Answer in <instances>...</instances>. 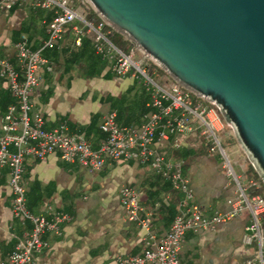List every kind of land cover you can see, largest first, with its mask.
Here are the masks:
<instances>
[{"label": "crops", "instance_id": "0c3cea01", "mask_svg": "<svg viewBox=\"0 0 264 264\" xmlns=\"http://www.w3.org/2000/svg\"><path fill=\"white\" fill-rule=\"evenodd\" d=\"M34 11L41 10L26 7L0 14V58L8 59L18 71L16 45L21 39L27 37L30 48L36 51L48 38L47 29L53 13L41 11L44 13L37 14ZM47 14L52 16L50 22L46 19ZM69 36L73 41L74 38ZM64 40L60 48L54 50L61 52L66 43ZM47 51L43 55L52 64L53 72L42 69L39 86L31 96L34 111L42 114L47 129L66 125L71 134L83 135L93 148H98L106 138L99 127L109 113H117L120 126L141 125L144 107L140 106L143 103L139 101L136 81L116 76L109 63L103 75H111V80L103 77L87 79L76 68L71 73L75 78L68 82V75L64 76L57 64L61 57H53V53ZM114 82L115 87L110 84ZM126 93L130 101L138 104L127 112H120L119 107L114 108L113 99L120 100ZM15 102L7 83L1 81L0 124L8 107ZM156 149L169 160L185 163L194 201L207 214L229 209L227 202L235 196V186L227 178L219 157L210 153L201 131L173 136L157 143ZM246 167L241 170L245 172ZM24 184L31 212L49 216L62 211L71 218L63 225L61 236L47 237L50 246L39 257L40 264H116L119 256L140 255L144 248L143 232L136 223L126 220L120 203V190L125 186L136 189L142 206L153 213V229L157 236H164L176 217L159 210L158 198L168 203L173 197L165 191L158 174L136 162L108 161L102 171L95 172L78 163H65L59 154H52L43 160L25 161ZM12 202L9 170L0 168V264H11V253L32 229L30 222L23 224L14 217ZM66 203H74L75 210L67 211ZM153 203H156L154 207ZM248 222L249 215L245 213L219 225L215 231L188 234L180 252L181 263L247 264L256 253L255 247L243 243Z\"/></svg>", "mask_w": 264, "mask_h": 264}, {"label": "built area", "instance_id": "2783aa9c", "mask_svg": "<svg viewBox=\"0 0 264 264\" xmlns=\"http://www.w3.org/2000/svg\"><path fill=\"white\" fill-rule=\"evenodd\" d=\"M84 0H0V14L16 8L30 7L50 11L48 38L36 51L23 37L16 45L20 71L8 60L0 58V82L5 81L16 99L8 107L0 129V168L9 170V187L13 194L12 212L23 224L30 222L32 229L20 239L9 259L11 264H40L39 257L50 246L48 236H61L63 225L71 220L62 211L49 216L36 215L28 209L24 184L26 160H43L59 154L68 164L78 163L95 172L102 171L108 161L136 162L150 168L169 182L181 196L177 215L164 236L153 229V213L144 208L140 193L131 186L120 190V203L127 221L136 223L143 232V252L137 256H119L116 264H182L180 252L185 237L191 233L215 231L247 213L243 243L255 247V255L247 264H264V196L257 193L260 186L238 170L222 145L219 135L224 124L215 109L206 101L177 85L170 79L157 81L159 73L151 74L147 60L132 48L128 53L110 40L112 31H106L103 22L94 25L88 21ZM81 45L83 38H91L96 53L110 63L112 72L120 78H130L142 84L150 94L151 109L140 126H120L117 113H109L100 126L106 138L93 148L80 134H71L66 125L46 128L42 114L34 111L31 96L39 86L42 69L53 72V66L43 53L58 49L66 31ZM155 76V77H154ZM201 131L212 155L219 157L229 181L235 186V196L228 200L227 211L211 215L197 204L185 163L166 158L156 144L173 136Z\"/></svg>", "mask_w": 264, "mask_h": 264}, {"label": "water", "instance_id": "95a60500", "mask_svg": "<svg viewBox=\"0 0 264 264\" xmlns=\"http://www.w3.org/2000/svg\"><path fill=\"white\" fill-rule=\"evenodd\" d=\"M84 3L232 124L246 160L264 174V0Z\"/></svg>", "mask_w": 264, "mask_h": 264}, {"label": "trees", "instance_id": "16d2710c", "mask_svg": "<svg viewBox=\"0 0 264 264\" xmlns=\"http://www.w3.org/2000/svg\"><path fill=\"white\" fill-rule=\"evenodd\" d=\"M84 9L86 10V15L89 22H92L94 25H98L103 22L102 17L92 8L88 7L87 5H82ZM35 13L43 14L44 12L41 11H34ZM47 18V21H51L52 16L45 15ZM106 31H112L111 35H109V38L111 42L121 49L124 52H129L132 48L136 47V43L131 41L129 38H127L124 34L117 31L113 26L106 25L105 26ZM65 46L61 52L57 50H48L50 53H53V57H58L61 59L57 60L58 67L62 68V74L68 75V82L73 80L75 77L71 74L74 69H79L81 71V75L87 79H94V78H106L108 80H111L113 77L111 75H103L104 70L108 67L109 62L104 59L103 56L96 53V50L94 48V44L91 38H83L81 45H76L75 40L71 41L69 36V31L67 30L65 33ZM47 51V53H49ZM147 67L149 68V71L151 74L159 73L158 79L161 80V82L165 81L167 78L170 79L173 82H177L171 74L162 66H157L154 64L151 60L147 61ZM138 91H140V106L144 107L143 112L141 113V124L143 122L144 117L150 113L151 109L148 107V103L150 102V94L147 92L146 88L140 84L138 81H136L135 84ZM185 89V88H184ZM114 108L119 107L120 112H127L132 108L133 105H137L136 101H130L128 93H126L120 100H114ZM222 117V115H221ZM222 120L224 122V132L227 133L230 130L234 129L233 125L226 122L223 117ZM95 124V121L92 122V127ZM100 129V127H99ZM100 132L102 133L101 129ZM238 142L241 143L239 137L237 136ZM245 174L247 178L255 180L260 188L257 190V193L264 196V174L257 168L254 161L249 159L247 160V167ZM158 179L165 185V191L171 195L170 202L166 203L163 199L158 200L160 201V212L166 213L167 215H170L174 218L177 213V206L178 202L180 200V195L178 192L174 191L171 184L167 182L162 176L158 175ZM156 203H153V207ZM66 210L69 212H73L75 210V204L74 203H66ZM263 228H264V217H263Z\"/></svg>", "mask_w": 264, "mask_h": 264}, {"label": "rangeland", "instance_id": "374dc122", "mask_svg": "<svg viewBox=\"0 0 264 264\" xmlns=\"http://www.w3.org/2000/svg\"><path fill=\"white\" fill-rule=\"evenodd\" d=\"M128 53V52H126ZM155 77V76H154ZM157 81L161 82L160 79L156 78ZM111 86L113 85L114 87L116 86V82L110 83ZM222 138V145L226 149L227 153L230 156V159L232 163L236 166L238 170L241 171L242 167H246L247 165V160L245 156L243 155L242 151L238 147L237 143L235 142L233 132H222L219 134ZM222 163V162H221ZM242 166V167H241Z\"/></svg>", "mask_w": 264, "mask_h": 264}]
</instances>
